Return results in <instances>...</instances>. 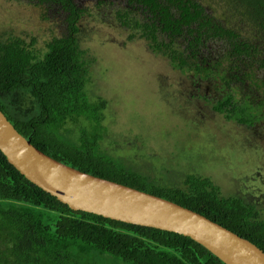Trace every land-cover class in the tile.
<instances>
[{
    "label": "trees",
    "instance_id": "1",
    "mask_svg": "<svg viewBox=\"0 0 264 264\" xmlns=\"http://www.w3.org/2000/svg\"><path fill=\"white\" fill-rule=\"evenodd\" d=\"M127 0L115 11L129 39H144L181 72L216 82L212 109L251 127L264 120V0ZM65 14V34L39 57L35 40L0 42V111L42 153L76 170L149 193L198 213L264 252V220L211 178L152 174L102 150L106 103L91 101L78 23L86 10L73 0H28ZM106 4L103 1L99 2ZM82 120L87 127L65 129ZM150 170V171H149ZM153 172V171H152ZM157 173V172H155ZM0 264H225L178 234L73 211L24 178L0 152Z\"/></svg>",
    "mask_w": 264,
    "mask_h": 264
},
{
    "label": "rangeland",
    "instance_id": "2",
    "mask_svg": "<svg viewBox=\"0 0 264 264\" xmlns=\"http://www.w3.org/2000/svg\"><path fill=\"white\" fill-rule=\"evenodd\" d=\"M73 1L86 10L77 35L88 68L86 91L91 101L106 103L102 150L140 171L151 166L159 174L162 165L181 180L187 173L209 177L224 197L240 198L264 220V120L251 127L225 120L212 109L223 94L218 83L179 71L144 39L130 40L132 32L115 15L127 0ZM64 17L44 4L0 0V42L34 39L30 49L42 57L46 44L65 34ZM80 126L87 123L68 122L65 129L77 136Z\"/></svg>",
    "mask_w": 264,
    "mask_h": 264
},
{
    "label": "water",
    "instance_id": "3",
    "mask_svg": "<svg viewBox=\"0 0 264 264\" xmlns=\"http://www.w3.org/2000/svg\"><path fill=\"white\" fill-rule=\"evenodd\" d=\"M0 152L25 179L73 211L188 237L225 264H264V252L256 245L198 213L47 156L1 111Z\"/></svg>",
    "mask_w": 264,
    "mask_h": 264
}]
</instances>
